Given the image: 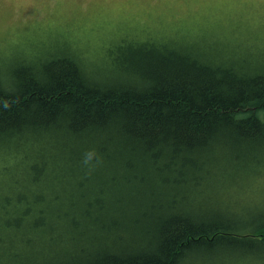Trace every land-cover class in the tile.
<instances>
[{"label": "trees", "instance_id": "trees-1", "mask_svg": "<svg viewBox=\"0 0 264 264\" xmlns=\"http://www.w3.org/2000/svg\"><path fill=\"white\" fill-rule=\"evenodd\" d=\"M132 45L134 74L118 83L65 50L20 63L15 87L0 76V155L12 162L0 183L71 195L0 188V227L22 243L0 264H252L264 248V202L239 194L264 173V71L167 42ZM134 196L148 201L143 224L101 225L107 200ZM31 214L30 234L45 241L24 231Z\"/></svg>", "mask_w": 264, "mask_h": 264}, {"label": "rangeland", "instance_id": "rangeland-1", "mask_svg": "<svg viewBox=\"0 0 264 264\" xmlns=\"http://www.w3.org/2000/svg\"><path fill=\"white\" fill-rule=\"evenodd\" d=\"M146 40L175 44L171 45L175 48L189 47L237 60L245 68L264 71V0H0V76L7 83L6 87H15L11 77L24 62H32V66L37 67L65 51L73 52L71 54L77 55L90 70L106 77L107 82L118 83L134 74L129 61L137 49H132L136 46L132 44ZM5 162L12 164L0 155V167ZM108 171L97 175H112ZM258 179L261 180L247 188L242 186L239 191L247 204L255 205L252 200L264 202V173ZM72 185L78 187L79 182ZM0 188L5 195L24 192L29 200L37 192H44L46 197L60 190L50 184L29 183H0ZM59 192L60 197H71ZM224 195L229 196L227 192ZM107 201L103 212L106 218L101 225L119 226L131 232L138 227L137 221L144 223L149 208L147 200L134 196ZM14 204L23 207V204ZM12 207L11 201L9 209ZM45 214H50V208ZM0 218H4L2 212ZM33 218L31 214L24 231L31 238L45 241L48 233L30 234ZM67 221L70 222L66 219L60 223V231L67 232ZM12 235L0 227V258L14 245L22 247ZM19 236L26 239L22 233ZM34 243L29 247L38 246ZM222 252L239 255L243 248ZM253 253L249 258L251 263L264 264V248Z\"/></svg>", "mask_w": 264, "mask_h": 264}]
</instances>
